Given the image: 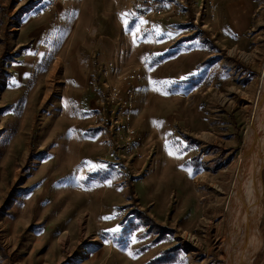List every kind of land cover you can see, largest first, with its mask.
I'll use <instances>...</instances> for the list:
<instances>
[{"label": "rangeland", "instance_id": "rangeland-1", "mask_svg": "<svg viewBox=\"0 0 264 264\" xmlns=\"http://www.w3.org/2000/svg\"><path fill=\"white\" fill-rule=\"evenodd\" d=\"M136 1L0 0V264H226L264 0ZM255 186L264 264V161Z\"/></svg>", "mask_w": 264, "mask_h": 264}, {"label": "bare ground", "instance_id": "bare-ground-1", "mask_svg": "<svg viewBox=\"0 0 264 264\" xmlns=\"http://www.w3.org/2000/svg\"><path fill=\"white\" fill-rule=\"evenodd\" d=\"M258 107L259 106H257V108L254 110V113L258 110ZM251 121L252 122H250V125L246 129L244 134L245 146L240 153L239 165L236 167V170L233 173L232 179L229 184L230 195L233 198V202L229 203L228 201L225 203L227 210H231L232 212L235 210L232 215L230 214V217L234 215L233 220L231 221L230 219V231L226 232V234L228 235V241L232 244V252L228 254L227 251L226 264H251L250 258H253L254 251L256 250L254 248L259 229L255 218L257 217V214L260 213L262 206L261 204H259L258 208L255 206L257 196L255 180H257L258 178V174L261 170V165L264 161V138L262 137L264 134V129L263 131L261 130L262 132H260V134L255 135L251 138L255 120ZM245 205H247V208L250 207V209H248L249 216L247 217L246 214H243L242 223L239 227V231L245 238L244 242L235 230L236 226H233V222L238 212L240 213L241 210L245 209L243 208ZM234 237L237 240V244L233 243ZM256 262L253 261L252 264H258V262Z\"/></svg>", "mask_w": 264, "mask_h": 264}, {"label": "built area", "instance_id": "built-area-1", "mask_svg": "<svg viewBox=\"0 0 264 264\" xmlns=\"http://www.w3.org/2000/svg\"><path fill=\"white\" fill-rule=\"evenodd\" d=\"M166 2V0H139L135 2V8L138 11H144L148 14L160 17L168 12H175V8L171 4L172 2ZM139 77V72L135 68L130 69L128 73L124 76L128 83L137 80ZM118 93L119 88L113 87L112 94L114 96H117ZM128 94L131 95V91H128Z\"/></svg>", "mask_w": 264, "mask_h": 264}, {"label": "crops", "instance_id": "crops-1", "mask_svg": "<svg viewBox=\"0 0 264 264\" xmlns=\"http://www.w3.org/2000/svg\"><path fill=\"white\" fill-rule=\"evenodd\" d=\"M239 2H240V3H235L234 6L232 5L233 3H230V2H229V8H231V9L233 10L234 14H236V12H237L238 10H241V9H242V10H241V13H242V11H243V13H242V15H239V16L244 18V16H248V15H249L248 13H249V10H250V9H249V8L247 9V11H248L247 13L244 12V9L246 10V7L242 5V1H241V0H239ZM234 14H233V15H234ZM243 14H244V15H243ZM237 16H238V15H237ZM239 16H238V17H239Z\"/></svg>", "mask_w": 264, "mask_h": 264}, {"label": "water", "instance_id": "water-1", "mask_svg": "<svg viewBox=\"0 0 264 264\" xmlns=\"http://www.w3.org/2000/svg\"><path fill=\"white\" fill-rule=\"evenodd\" d=\"M259 94L262 99L264 98V68L261 71V81H260V88H259Z\"/></svg>", "mask_w": 264, "mask_h": 264}]
</instances>
